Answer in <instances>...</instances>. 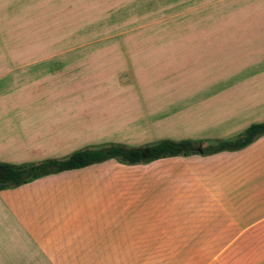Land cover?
<instances>
[{
    "label": "crops",
    "instance_id": "crops-1",
    "mask_svg": "<svg viewBox=\"0 0 264 264\" xmlns=\"http://www.w3.org/2000/svg\"><path fill=\"white\" fill-rule=\"evenodd\" d=\"M62 1L68 9H59ZM44 2L36 10L14 8L8 19L0 18V86L9 79L10 87H18L16 95L27 100L6 102L3 97L6 103H0V110L26 103L33 111L35 98L40 95L43 101L36 105L43 112L41 121L10 113L2 117L0 112V120H5L0 126L9 127L16 141L59 142V132L69 125L74 135L93 133L97 115L84 111L100 108L81 96V86L123 87L129 84L131 70L142 75L147 71L158 81L161 73L176 71L164 80L168 90L161 92L170 100L175 95L183 100L181 95L199 94L209 86L234 85L244 66L253 69L264 62V6L235 9L228 21L203 25L201 37L159 39L162 43L154 49L159 57L143 65L140 56V63L133 64L128 55L50 52V47L102 44L109 38L96 32L83 37L81 30L97 31L99 22L107 24L100 29H112L113 11L100 18L83 11L84 6H97L98 0ZM74 3L77 25L57 17L76 13L70 8ZM37 32H43L42 38ZM249 41L251 53L241 55V46ZM226 56L228 63H223ZM172 77H179V83ZM227 153H234L233 160L196 172L201 178L185 184L186 195L179 196V183L170 179L164 202L151 190L156 177L147 176L158 171V165L139 166L134 177L130 168L107 161L1 190L0 264H264V136ZM177 207L186 212L177 213Z\"/></svg>",
    "mask_w": 264,
    "mask_h": 264
},
{
    "label": "rangeland",
    "instance_id": "rangeland-1",
    "mask_svg": "<svg viewBox=\"0 0 264 264\" xmlns=\"http://www.w3.org/2000/svg\"><path fill=\"white\" fill-rule=\"evenodd\" d=\"M44 1L46 0H20L21 4H19L17 0H0V18L8 19L14 8L15 11H19L26 6L31 10H36L42 5L44 6ZM111 1L98 0L97 6L89 8L84 6L83 11H88L92 16L97 14L99 18L104 12L113 11L110 13L113 22L112 29H100L102 25L107 24L99 22L97 31L81 30L83 37H90V32L92 35L96 32L97 37H106L109 38L108 40L99 45L50 47V52L128 55L133 59L131 62L133 64L140 62L143 65L152 64L159 57L155 56L154 52V49L157 48L155 44L162 43L157 42L159 39L201 37L204 32L203 25L216 21L226 22L230 17L235 16V9L264 6V0H129L128 6H126L127 0H113L112 5H109L108 3ZM59 6H62L59 8L60 10H66L70 5L62 1ZM70 8H74L73 11L76 13L60 14L57 17H61L62 20L67 19V23L73 22L72 24L77 25L79 21V18H76L78 4L74 3ZM118 10L122 12L117 13ZM69 11L67 10V12ZM51 17H55V15L52 14ZM110 25L108 23V26ZM27 29L30 33L31 29ZM205 31L207 32V30ZM86 32L88 35H85ZM37 33H40L38 37L42 38L43 32ZM18 34L21 35L22 31H19ZM250 37L249 35L245 39ZM252 46L251 41L246 46H241V55L250 54ZM262 46L264 48V42ZM223 52H225L224 49ZM224 58L227 59L222 62L228 63L229 57ZM137 59L141 61L136 62ZM175 73L176 71L163 72L158 81L157 76L147 71L142 75L140 71L131 70L129 84L123 87L107 84L89 89L81 86L82 91L79 90L81 96L93 101L92 105L100 108L94 111H84L97 115L94 117L97 128H94L92 134L74 135L73 126L69 125L68 128L59 132V142L28 141L25 143L16 141L15 133H9V127L0 126V145H5V148L0 147V163L38 164L49 160V158L65 160L74 152L81 150L112 146L148 147L163 140L190 141L194 147L191 154L165 157L160 162L132 165L117 159L107 161L112 166L130 168V176L134 177L138 175L139 166L158 165V171L147 175L156 177L150 182L155 198L161 202L169 198L170 179H176L179 183V196L186 195L185 184L188 181H196L197 176L201 178L196 172H200L201 169L207 170L211 166L213 168L219 161L228 160L227 162H230L229 160H233L234 153L226 152L214 155L206 152L208 147L216 146L223 141H235L251 125L264 122V62L258 63L257 67L253 69L244 66L240 76L234 79V85L209 86L203 88L204 92L199 94L181 95L184 97L183 100H180L177 95L170 100L168 93L161 92L165 89L168 90V86L163 84L164 80L168 79L167 76ZM98 74L96 76H99ZM75 75L77 74L72 76ZM172 78L175 84L179 83V77ZM10 86L9 79H5L0 86V103L27 102L16 95L18 87ZM71 89L74 90V86ZM10 96L11 99L8 98ZM3 97H6V102H2ZM28 102H32V100ZM32 103L35 104L33 111L27 110L26 103H22L17 109L2 108L1 116L10 113L18 117L28 116V119L35 122L41 121L43 112L39 106H36L43 103L40 95ZM46 113L53 116L58 115V111H46ZM15 123L18 124L19 121L16 120ZM31 143L32 148L29 150ZM190 168L192 171L186 177V170H190ZM198 180L200 181V179ZM155 205L159 206V203H155ZM155 205L150 204L149 208H153ZM171 209L174 212L173 207ZM176 210L177 213L186 212L185 208L177 207Z\"/></svg>",
    "mask_w": 264,
    "mask_h": 264
},
{
    "label": "trees",
    "instance_id": "trees-1",
    "mask_svg": "<svg viewBox=\"0 0 264 264\" xmlns=\"http://www.w3.org/2000/svg\"><path fill=\"white\" fill-rule=\"evenodd\" d=\"M264 136V123L253 124L235 141H223L206 149L207 153L235 152L250 146ZM194 150L190 141L176 142L163 140L148 147L112 146L102 149H89L74 152L65 160L49 159L38 164L13 165L0 163V191L30 183L50 174L81 169L117 159L126 164H141L165 157L191 154Z\"/></svg>",
    "mask_w": 264,
    "mask_h": 264
}]
</instances>
